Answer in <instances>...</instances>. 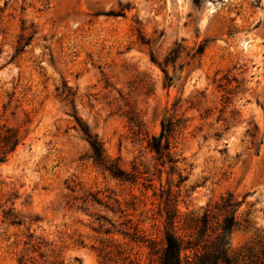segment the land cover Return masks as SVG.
Segmentation results:
<instances>
[{
  "label": "rangeland",
  "instance_id": "1",
  "mask_svg": "<svg viewBox=\"0 0 264 264\" xmlns=\"http://www.w3.org/2000/svg\"><path fill=\"white\" fill-rule=\"evenodd\" d=\"M0 51V123L21 136L0 162V264H157L168 188L184 264L227 192L231 264H264V0H0ZM68 92L134 181L94 163ZM169 116L172 169L147 147Z\"/></svg>",
  "mask_w": 264,
  "mask_h": 264
},
{
  "label": "trees",
  "instance_id": "2",
  "mask_svg": "<svg viewBox=\"0 0 264 264\" xmlns=\"http://www.w3.org/2000/svg\"><path fill=\"white\" fill-rule=\"evenodd\" d=\"M21 40H23V37L20 38V41H18V45L15 48V55L18 54L28 43V38L22 42ZM202 51L203 47L199 46L197 52L201 53ZM168 59L170 58L168 57L165 59V66L167 65ZM151 60L156 62L158 65H161V63L157 62L153 56L151 57ZM64 98L68 99L72 106V115L76 120L83 137L89 144L91 157L94 163H96L103 170L108 171L116 178L134 181L136 178L135 173L127 172L119 165L111 163L106 159V156L103 153L102 144L96 134L92 133L89 127L76 115L74 100L71 97V93H65ZM181 122L180 118H174V116L164 117L160 121L159 134H151L147 138V147L150 151L154 152L155 159L159 162L161 167L169 165L172 169L174 166L175 160L173 159L170 151L171 139L176 131V128ZM20 141L21 136L19 130L15 126L10 125L7 122L0 123V162L7 154L16 148ZM158 171L161 172V169H158ZM179 177V181H181L183 178L181 176ZM159 198L162 203L161 210H163L162 215L164 217V244L161 253L158 256L157 264H184L180 255L182 241L174 233V223L177 215L175 203L176 199L174 198V194L170 188L160 190ZM239 203L240 201L236 199L232 192H227L225 195L220 197L219 201L215 205V208L217 209V214L221 216V220L216 228L218 231L213 237H211V239L210 234L206 235V231L209 228L208 217L210 212L204 213L197 229V238L199 241L203 240L204 243L202 251L195 253L193 264H231V260L227 255V233L236 223L235 210ZM5 216L10 218L13 223L20 222L17 215L10 210L5 212ZM189 243L190 242L188 241V245H186V247L191 246ZM262 252L264 253V245L262 247Z\"/></svg>",
  "mask_w": 264,
  "mask_h": 264
}]
</instances>
